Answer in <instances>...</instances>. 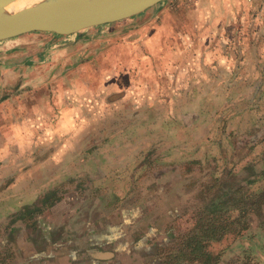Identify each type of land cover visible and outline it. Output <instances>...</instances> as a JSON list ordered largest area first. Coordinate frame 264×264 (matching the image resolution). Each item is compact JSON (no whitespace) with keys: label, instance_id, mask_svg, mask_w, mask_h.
Returning <instances> with one entry per match:
<instances>
[{"label":"rangeland","instance_id":"rangeland-1","mask_svg":"<svg viewBox=\"0 0 264 264\" xmlns=\"http://www.w3.org/2000/svg\"><path fill=\"white\" fill-rule=\"evenodd\" d=\"M234 178L242 206L264 187V0H166L0 40V212L48 191L104 213L171 179L185 235ZM253 206L222 264H264V202Z\"/></svg>","mask_w":264,"mask_h":264},{"label":"crops","instance_id":"crops-1","mask_svg":"<svg viewBox=\"0 0 264 264\" xmlns=\"http://www.w3.org/2000/svg\"><path fill=\"white\" fill-rule=\"evenodd\" d=\"M166 181H157L136 204L124 203L104 213L85 207L77 192L58 194L34 206L43 198L37 196L0 212V264H200L175 259L181 236L176 232L181 220L179 184ZM247 232L248 228L237 237ZM227 240L224 236L208 246L219 254L217 264L233 257V242Z\"/></svg>","mask_w":264,"mask_h":264},{"label":"water","instance_id":"water-1","mask_svg":"<svg viewBox=\"0 0 264 264\" xmlns=\"http://www.w3.org/2000/svg\"><path fill=\"white\" fill-rule=\"evenodd\" d=\"M0 0V40L31 32L67 35L135 16L164 0H42L9 12Z\"/></svg>","mask_w":264,"mask_h":264},{"label":"trees","instance_id":"trees-1","mask_svg":"<svg viewBox=\"0 0 264 264\" xmlns=\"http://www.w3.org/2000/svg\"><path fill=\"white\" fill-rule=\"evenodd\" d=\"M226 173L230 174L231 172ZM249 180L251 178L246 183L252 182ZM223 182L220 186L224 185V187H221L220 192L214 193L209 202L199 211V216L196 218L191 230L178 237L175 259L198 261L200 264H217L219 254H213L209 251V244L221 240L228 232L235 231V224L239 226L238 232L243 231L246 228V223H243L241 218L248 212L246 209H250L252 206L256 212L258 210L256 209L257 206L253 205H260L264 202V187L258 191L248 192L247 197L256 196L257 198L252 202L250 200L248 204L244 203V206H242L240 205L243 201L241 192L244 191V186L239 183V179L234 178L231 182L223 180ZM211 187L207 186L209 189ZM50 193L52 192L46 191L39 201L44 203L45 199L49 201L51 197L56 196ZM230 201H234V204H230ZM228 206H232L233 210L238 211L237 217L229 218L226 215L228 210H231V208H227Z\"/></svg>","mask_w":264,"mask_h":264},{"label":"bare ground","instance_id":"bare-ground-1","mask_svg":"<svg viewBox=\"0 0 264 264\" xmlns=\"http://www.w3.org/2000/svg\"><path fill=\"white\" fill-rule=\"evenodd\" d=\"M42 0H15L14 2L10 3L7 7L6 10L9 12H14L22 7L25 6H30L34 3L41 2ZM77 33V32H75ZM73 34V33H71ZM68 35V34H67Z\"/></svg>","mask_w":264,"mask_h":264}]
</instances>
